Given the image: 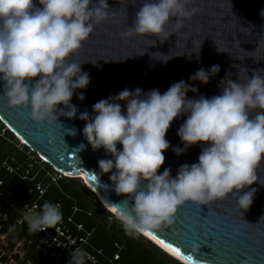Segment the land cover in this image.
<instances>
[{
  "label": "clouds",
  "instance_id": "clouds-1",
  "mask_svg": "<svg viewBox=\"0 0 264 264\" xmlns=\"http://www.w3.org/2000/svg\"><path fill=\"white\" fill-rule=\"evenodd\" d=\"M188 2L144 0L135 12L133 25L122 35L155 37L163 43L171 35L166 27L172 18L181 28L185 18L196 14L197 9H189ZM38 3L40 7L34 0H0V80L10 107L30 105L36 122L59 124L57 113L68 119L77 117L78 109L71 100L78 89L89 85L90 77L73 57L94 27L108 19L109 6L107 0ZM122 14L127 17L125 10ZM219 71V65L207 71L201 68L189 80L207 85ZM219 87V95H201L199 99L187 98L189 91L198 90L183 80L163 94L158 89L146 94L140 88L134 92L124 89L95 103V116L90 117L87 110L80 113L79 119L86 121L83 136L88 145L93 151L103 148L113 157L98 161V175L111 173L112 190L125 197L120 207L113 209L116 216L109 213L129 236L141 235L152 242L146 234L171 225L178 207L186 202L207 205L233 194L243 213L256 193L251 186L257 182L264 186L257 175L264 161V70L254 71L243 82L226 78ZM78 98L85 99L83 94ZM185 115L187 119L177 133L184 147L174 148V153L180 156L197 144L206 146L198 162L181 165L175 178L170 168L158 174L165 163L164 152L170 147L166 134L173 121ZM68 133L77 134L75 129ZM60 208L45 202L39 211H27L24 220L29 230L54 229L63 218ZM87 258L84 249L75 248L68 264H85Z\"/></svg>",
  "mask_w": 264,
  "mask_h": 264
},
{
  "label": "water",
  "instance_id": "water-1",
  "mask_svg": "<svg viewBox=\"0 0 264 264\" xmlns=\"http://www.w3.org/2000/svg\"><path fill=\"white\" fill-rule=\"evenodd\" d=\"M143 2L107 0L108 19L94 27L73 57L82 64L81 71L90 77L89 85L78 89L71 100L78 109L76 118L68 119L57 113L59 124L38 123L30 114V105L9 106L0 80V122L57 174L81 181L78 177L84 174L88 185L96 191L92 193L106 210L105 206L118 209L125 197L117 196L112 190L111 173L98 175V161L113 157L103 148L93 151L88 145L83 136L86 121L79 119L80 113L87 110L90 117L95 116V103L116 96L124 89L134 92L140 88L145 94L158 89L163 94L182 80L198 90L189 91L187 98L199 99L201 95L211 98L222 92L219 87L222 80L236 82L239 78L243 82L254 71L264 70V16L261 15L264 0H189L187 7H195L196 14L185 18L181 28L176 27V18H172L166 27L171 35L163 43L155 37L122 35L133 25L135 12ZM34 3L40 7L38 0ZM124 10L127 17L122 14ZM217 48L225 53L218 52ZM213 65H219L220 71L207 85L189 80L199 69L207 71ZM81 94L85 97L83 101L78 98ZM120 103L126 114V103ZM186 119L185 115L174 120L167 132L170 147L164 152L165 163L158 174L170 168L175 178L181 165L198 162L206 145L197 144L180 156L173 151L184 147L177 133ZM69 129H75L77 134H69ZM117 148L122 150V145L118 144ZM257 175L264 183V161ZM251 188H255L256 193L247 211L241 212L233 194L207 205L186 202L178 207L173 223L153 231L150 240L157 246H161L158 240L162 239L165 244L179 247L181 256L161 246L183 264H187L183 255L201 264H264V220H261L264 218V186L257 182Z\"/></svg>",
  "mask_w": 264,
  "mask_h": 264
},
{
  "label": "trees",
  "instance_id": "trees-1",
  "mask_svg": "<svg viewBox=\"0 0 264 264\" xmlns=\"http://www.w3.org/2000/svg\"><path fill=\"white\" fill-rule=\"evenodd\" d=\"M45 202L61 206L62 221L54 229L31 232L24 215ZM1 236L9 251L22 245L24 262L31 264H68L75 248L93 259L85 264H181L141 235L126 234L80 179L54 172L0 122Z\"/></svg>",
  "mask_w": 264,
  "mask_h": 264
},
{
  "label": "built area",
  "instance_id": "built-area-1",
  "mask_svg": "<svg viewBox=\"0 0 264 264\" xmlns=\"http://www.w3.org/2000/svg\"><path fill=\"white\" fill-rule=\"evenodd\" d=\"M40 194H42V192H40ZM56 233L59 236L63 235L60 228L56 229ZM46 244H47V241H44V245ZM24 258L25 256L22 250V245L19 244L13 251H9L5 237L4 236L0 237V264H31L28 262H24ZM88 260L93 262V259H91L90 257H88ZM114 260L116 261L117 257H115Z\"/></svg>",
  "mask_w": 264,
  "mask_h": 264
},
{
  "label": "snow or ice",
  "instance_id": "snow-or-ice-1",
  "mask_svg": "<svg viewBox=\"0 0 264 264\" xmlns=\"http://www.w3.org/2000/svg\"><path fill=\"white\" fill-rule=\"evenodd\" d=\"M92 179L95 180L96 177L93 176ZM151 235H152L151 233L146 234V236H151ZM158 243H160L161 246L168 248L171 252H173L177 256H181V251H180L179 247H173L170 244H165L162 239L158 240ZM182 258L187 262V264H201V261L194 260L191 256H189L188 258H185L184 255H183Z\"/></svg>",
  "mask_w": 264,
  "mask_h": 264
},
{
  "label": "bare ground",
  "instance_id": "bare-ground-1",
  "mask_svg": "<svg viewBox=\"0 0 264 264\" xmlns=\"http://www.w3.org/2000/svg\"><path fill=\"white\" fill-rule=\"evenodd\" d=\"M78 178H81V179H82L83 183L86 185V187H87L91 192H95V193H96V191H95L92 187H90V186L88 185V183L86 182L84 174H81ZM105 207L107 208V210H108L110 213H112L113 215H116L115 211H113L111 208H109L108 206H105ZM143 236H145V235H143ZM145 237L148 238V239H150L149 236H145ZM158 246H159V245H158ZM159 247H160L162 250H164L165 252H167L168 254H170L171 256H173L174 258L178 259L175 255H173L172 253H170L169 251H167V250L164 249L163 247H161V246H159ZM178 260H179V259H178Z\"/></svg>",
  "mask_w": 264,
  "mask_h": 264
}]
</instances>
